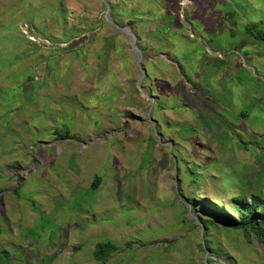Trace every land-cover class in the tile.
I'll use <instances>...</instances> for the list:
<instances>
[{"label": "rangeland", "instance_id": "1", "mask_svg": "<svg viewBox=\"0 0 264 264\" xmlns=\"http://www.w3.org/2000/svg\"><path fill=\"white\" fill-rule=\"evenodd\" d=\"M106 1L135 48L105 0H0L8 264L206 261L200 217L224 264H264V240L213 216L238 221L236 198L264 204V42L242 34L264 26V0ZM231 10L238 24L221 25ZM67 125L68 138L52 133ZM105 241L117 249L102 262Z\"/></svg>", "mask_w": 264, "mask_h": 264}, {"label": "trees", "instance_id": "2", "mask_svg": "<svg viewBox=\"0 0 264 264\" xmlns=\"http://www.w3.org/2000/svg\"><path fill=\"white\" fill-rule=\"evenodd\" d=\"M228 5H230L229 3H227ZM116 6H118L117 4L111 3V7H112V13H111V17L113 18L114 21L117 20V14H119L118 12L115 11ZM233 7V5H230ZM121 13L129 16V17H135V16H141L142 14L137 13L135 11H132L130 13V11L127 12H123L121 11ZM237 16V12L234 10L228 11V12H224L222 17L220 18V23L222 25V22L226 21V23H228L229 26H236L238 24V16ZM187 17L192 20H196V18H194L191 15H187L186 16V20ZM139 18H137L136 20H138ZM136 20H130L131 23H136ZM176 18L174 16L171 15H167L164 17L161 23V30L162 33L165 35H168V33L170 32L172 26H175ZM160 21V19H159ZM118 24H120L121 22H119V20L117 21ZM223 26H226L223 25ZM246 37H251L253 39L254 43H260V42H264V26H262L261 24L255 23V22H246L244 24L243 27V33ZM110 45L113 44V41H109L108 42ZM145 54V53H143ZM127 64L129 63L126 60ZM41 83V81H34L33 77H29L25 82H23V85L25 87H33L36 88L37 86H39ZM23 85L21 87H23ZM196 87V86H195ZM150 90V89H149ZM7 97H9V100L13 99V95L12 92L10 95H7ZM70 127L67 125L65 128L60 129L59 127H56L53 129L52 133L54 135L60 136L61 138H68L70 136ZM179 169V168H178ZM180 171L178 170V175H179ZM101 181L100 177H95L94 180L91 183L90 189L92 191H95L98 189L99 187V183ZM181 191V188L179 189ZM235 205H237V207L239 208V220L236 221L233 218H229V217H222V216H218L216 214L213 213V216L216 219L220 220L225 226L230 227L232 229H237L240 228L245 232V237H246V241L248 243H251L253 239L258 240L259 242H262L264 240V204H260V201L257 199L253 200L250 204L243 202L242 199L240 198H236L235 199ZM245 206L246 208L242 207ZM209 214H211L210 211H206ZM200 219H202V225L204 227V243L200 244V248L201 250H208L212 255H208L206 256L205 260H201V261H195L193 264H224L222 262L221 259H218V255L221 254V249L214 247L213 243L211 240H209L207 238L208 236V229L209 226L212 225V222L214 221L212 220H205L203 217H200ZM117 249L116 245L110 241H105V242H100L96 245V248L94 250V256L98 261H102L105 262L106 259L112 255V253ZM217 254L216 256L213 254ZM9 258H10V253L6 250V249H0V264H8L9 263ZM232 262V258L229 257V261L227 264H230Z\"/></svg>", "mask_w": 264, "mask_h": 264}, {"label": "water", "instance_id": "3", "mask_svg": "<svg viewBox=\"0 0 264 264\" xmlns=\"http://www.w3.org/2000/svg\"><path fill=\"white\" fill-rule=\"evenodd\" d=\"M105 3H106V6H107V12H106V19L115 27V28H117V29H119V30H121V31H127L128 32V34H129V36H130V40H131V43H132V45H133V48H135V36H134V34H132V33H129V28H127V27H123V28H121V27H119L114 21H113V19L111 18V16H110V5H109V3H108V1H106L105 0ZM136 49H134V51H135Z\"/></svg>", "mask_w": 264, "mask_h": 264}]
</instances>
